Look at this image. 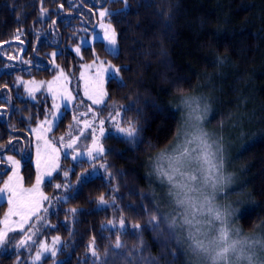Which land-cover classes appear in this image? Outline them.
I'll use <instances>...</instances> for the list:
<instances>
[{"label": "trees", "instance_id": "trees-1", "mask_svg": "<svg viewBox=\"0 0 264 264\" xmlns=\"http://www.w3.org/2000/svg\"><path fill=\"white\" fill-rule=\"evenodd\" d=\"M109 2L112 13L125 9L123 0ZM87 5L93 9L89 0H0V155L24 142L29 125L47 115L51 106L46 94L27 98L15 75L50 78L57 70L54 59L77 71L71 46L80 32L75 33L74 26L81 24ZM127 5L126 17H110L120 55H110L103 41L84 46L83 53L84 61L107 56L120 69L127 87L110 77L105 107L121 106V124L135 122L143 144L134 147L122 134L111 132L103 139L102 158L80 161L73 170L68 169L72 158H63L69 176L62 179L66 182L51 216L63 239L58 264H140L136 257L141 253L134 249L141 239L143 256L160 258L166 253L148 226L150 199L153 194L158 198L149 157L175 141L182 118L176 107L177 89L185 95L201 93L209 108V127L228 137L229 164L240 184L235 222L247 234L264 228V0H127ZM13 56L20 63L15 65L18 60ZM75 116L74 109H67L54 134L66 133ZM25 158V182L31 184L35 167ZM83 176L87 178L82 184ZM53 180L46 184L49 191L54 189ZM101 196L106 204L99 203ZM121 218L123 229L108 228L109 221L119 225ZM136 224L141 236L133 235L130 225ZM93 237L99 259L89 251ZM117 238L123 249L114 247ZM0 264L12 262L0 255ZM40 264L55 263L47 257Z\"/></svg>", "mask_w": 264, "mask_h": 264}, {"label": "rangeland", "instance_id": "rangeland-1", "mask_svg": "<svg viewBox=\"0 0 264 264\" xmlns=\"http://www.w3.org/2000/svg\"><path fill=\"white\" fill-rule=\"evenodd\" d=\"M105 1L89 0V3L94 5L93 9L88 5L85 6L81 24L74 26L78 30L75 33L80 32L77 43L71 46L77 58V71L58 65L54 59V66H57V70L50 78H36L33 75H24L21 72L15 75L27 98L36 100L37 95L43 93L51 100V106L47 115L38 118L36 123L29 125L30 135H27L24 141L26 145L24 142L15 143L13 151L3 152L0 155V161L4 160V163L9 165L8 172L5 173L3 180L0 181V189H3L6 183L9 184L11 189V191L0 192V230L5 227L4 220L6 217L8 225L17 229L15 232L8 233L5 245L0 248V255H7L12 264H17V262L19 264H33V258L37 251H41L42 255L41 259L36 261L35 264H40L47 257L53 258L55 264L59 263L58 254L62 248L63 239L55 232L56 223L51 219V216L59 205L58 197L66 182L62 179L69 176V172L66 171V168H63V158L68 156L72 158V162L68 165L69 170H73L80 161L93 162L97 158L93 159L87 155L93 139L97 137L100 144H104L103 139L107 134L111 132L120 133L118 130L120 127H127L121 124V106L113 104L105 107L109 100V64H115L107 56H98L94 60L84 61V46L93 45L96 41H103L106 48L108 49L109 47L106 40L102 39L104 28L101 25L107 26L110 17L101 18L99 13L106 9L112 13L114 7L111 6L110 2L108 3V1L112 0H107L106 4H103ZM111 26L115 29L112 23ZM115 31L117 33L116 29ZM57 45L60 47L61 44ZM59 47L57 48L59 49ZM117 47L119 48L118 38ZM57 48L50 53L52 57L54 56L53 54L58 52ZM77 48L80 49L79 52L76 51ZM12 58L18 60L14 63L15 65L20 63V58L14 56ZM37 64L41 65V62L39 61ZM50 64L51 62L47 65L48 68ZM115 66L118 68L117 65ZM49 86H51V89H49ZM101 91L106 93L105 103L103 105H94L89 97H95ZM196 95L202 97L201 93ZM68 96H71L72 99L66 101L65 97ZM67 109H74L76 116L66 133L55 135L54 130ZM208 116L209 112L204 119V129L213 139H219L223 148V173L225 176L231 177L230 183L226 184L222 191L218 193V203L229 208L232 224L234 227L241 229L235 222V214H238L236 202L240 184L237 173L229 164V153L226 150L228 137L224 134L222 136L221 133L218 134L211 126L209 127ZM57 117H59L58 120ZM101 120L104 121L103 125L100 124ZM101 128L103 129L102 133ZM174 143L175 141L166 149L170 148ZM70 144L72 145L71 147H69ZM24 147L26 148L25 152ZM17 151L19 152L17 153ZM9 156L19 161L18 166H14L8 161L7 158ZM29 156H31L30 160L35 167V178L33 183L26 184L23 172L26 161L24 157L28 158ZM73 157H77V159H73ZM93 168L96 169V167ZM149 168L160 200L166 187L160 184L153 172V165L150 161ZM65 172L68 173L67 176L64 175ZM48 173H51V175H48ZM59 173H61L59 178H55ZM9 177L12 179L9 180ZM38 178L39 184L37 183ZM51 180L54 182V189L49 191L46 188V184ZM57 184H60L61 188H56ZM62 199L66 200V197L63 196ZM4 204L6 207L1 211ZM33 210L35 214L30 215ZM165 210L168 211L170 209L165 207ZM21 212L25 216L30 215V219L23 224V233L19 231L21 216L17 214ZM255 232L249 233V235ZM245 234L247 233L245 232ZM29 236L31 240L28 241V244L23 248L18 247L19 241ZM56 237H59L60 240L58 243L53 244V240ZM41 244H46L48 248H54L57 252L56 256L52 257L50 252L43 253L42 249H40Z\"/></svg>", "mask_w": 264, "mask_h": 264}, {"label": "snow or ice", "instance_id": "snow-or-ice-1", "mask_svg": "<svg viewBox=\"0 0 264 264\" xmlns=\"http://www.w3.org/2000/svg\"><path fill=\"white\" fill-rule=\"evenodd\" d=\"M123 2L125 9L120 13H111L106 9L101 11L99 16L101 18L113 15L126 17L129 6L127 0ZM45 12L46 9H42V13ZM101 27L104 28L102 39H105L109 45L107 51L110 55L118 57L120 50L117 47L115 29L112 28L110 21L107 26L101 25ZM167 27L171 28V24L169 23ZM76 51L79 52L80 49L77 48ZM124 67L127 69V65ZM108 71L111 79L118 85L127 87L126 82L119 75V68L109 64ZM177 91L180 95L176 101V107L183 115L175 133V143L170 148L157 152L154 157H149L153 172L160 184L166 186V190L160 200L155 194L152 195L150 203L153 205V212L149 214L148 226L157 234L159 246L167 251L162 252L160 258L145 257L142 252L146 249L141 239L139 246L134 249L135 252L141 253L136 259L140 261V264H160L161 260L164 264H181V260L183 264H264V228L258 229L251 235L242 233L241 229L232 224L229 208L218 203V193L230 183L231 177L223 173V148L219 139H213L204 129V119L209 111L208 104L203 102V98L199 95H185L183 89H177ZM105 96L106 93L101 91L97 96H90L89 99L94 105H103ZM70 99H72L71 96L65 97L66 101ZM103 123L104 121L101 120L100 124L103 125ZM126 123L127 127H120L119 132L132 146L142 147L143 141L137 124L132 121H126ZM71 146L70 144L69 147ZM104 152V147L93 140L92 149L87 155L93 159L102 158ZM7 159L12 165L18 166L19 161L13 157L9 156ZM101 167L107 169L109 166L102 164ZM64 175L67 176L68 173L65 172ZM86 178V176L81 178L82 184ZM11 179L9 177V180ZM37 183L39 184V178ZM56 188H61V185L57 184ZM4 191H11L9 184L6 183L4 188L0 189V192ZM99 203L107 202L101 196ZM113 206H115L114 202ZM141 207L147 211L146 205ZM165 207L170 210L166 211ZM70 211L75 213L76 209H70ZM17 214L21 216L19 231L23 233V224L35 212L33 210L28 216L23 215L22 212ZM4 225L3 230H0V248L5 245L8 233L17 231L8 225L7 217ZM130 227L134 229L133 235H142L139 224L130 225ZM108 228L123 229L124 219H120L119 225L109 221ZM29 240H31L30 236L21 239L18 247H25ZM59 240L60 238L56 237L53 244L58 243ZM88 247L91 256L99 259L94 237ZM114 247L123 249L125 246L117 238ZM40 249L43 253L50 252L52 257L57 254L54 248H48L46 244H41ZM126 254L131 257L133 252L129 251ZM41 255V251L36 252L33 264L41 259Z\"/></svg>", "mask_w": 264, "mask_h": 264}, {"label": "water", "instance_id": "water-1", "mask_svg": "<svg viewBox=\"0 0 264 264\" xmlns=\"http://www.w3.org/2000/svg\"><path fill=\"white\" fill-rule=\"evenodd\" d=\"M103 4H106V2L105 3H103ZM57 47H59V45H57ZM51 65V64H50ZM50 65H49V67H50ZM44 68H48V66H46V67H44ZM93 140H96V141H98L99 142V140H98V138L97 137H95ZM99 144H100V142H99ZM103 147H104V149L106 150V147H105V145L104 144H101ZM92 146H93V141H92V143H91V145H90V149H92ZM26 149V148H25ZM31 159V156H29L28 158H27V160H30ZM9 170V165H7V167H6V171H8ZM63 201H64V199H62Z\"/></svg>", "mask_w": 264, "mask_h": 264}, {"label": "flooded vegetation", "instance_id": "flooded-vegetation-1", "mask_svg": "<svg viewBox=\"0 0 264 264\" xmlns=\"http://www.w3.org/2000/svg\"><path fill=\"white\" fill-rule=\"evenodd\" d=\"M17 138H20V136H17ZM25 147H24V152H25ZM1 151V150H0ZM25 158V157H24ZM2 160V159H1ZM6 167H7V164L6 163H4V160H2V162L0 161V171H1V173L0 174H2V172H3V174H5V173H7L8 171H6Z\"/></svg>", "mask_w": 264, "mask_h": 264}, {"label": "bare ground", "instance_id": "bare-ground-1", "mask_svg": "<svg viewBox=\"0 0 264 264\" xmlns=\"http://www.w3.org/2000/svg\"><path fill=\"white\" fill-rule=\"evenodd\" d=\"M58 43V42H57ZM38 57V56H37ZM37 57H35V58H37ZM38 59V58H37ZM43 59V58H42ZM38 60H40V58L38 59ZM40 61H42V60H40ZM46 66V65H45ZM87 126V125H86ZM13 132H15V131H13ZM9 144V143H8ZM16 149V148H15ZM13 151V150H12ZM19 151H17V153H18ZM161 186V185H160ZM166 187V186H165ZM56 195V194H55ZM59 198V197H58ZM55 204V203H54Z\"/></svg>", "mask_w": 264, "mask_h": 264}]
</instances>
